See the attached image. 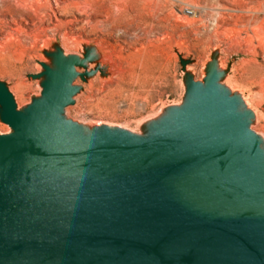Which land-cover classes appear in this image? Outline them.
Listing matches in <instances>:
<instances>
[{
	"label": "water",
	"instance_id": "1",
	"mask_svg": "<svg viewBox=\"0 0 264 264\" xmlns=\"http://www.w3.org/2000/svg\"><path fill=\"white\" fill-rule=\"evenodd\" d=\"M64 62L27 111L0 85V264H264V152L216 78L172 129L91 137Z\"/></svg>",
	"mask_w": 264,
	"mask_h": 264
},
{
	"label": "rangeland",
	"instance_id": "2",
	"mask_svg": "<svg viewBox=\"0 0 264 264\" xmlns=\"http://www.w3.org/2000/svg\"><path fill=\"white\" fill-rule=\"evenodd\" d=\"M147 2H140V5L145 6L146 17L140 27L132 28V31L117 29L112 36L86 35L73 27L75 33L68 38L64 33L70 28L42 35L43 39L37 41L33 37L20 35L21 46L16 44L8 54L0 56V85L12 95L16 109L27 111L35 102L44 99L45 84L50 81L46 67L60 71L56 63L59 53L67 60L64 63L70 62L73 55L83 58L85 55L79 44L81 41L100 45L98 40L105 37L110 43L100 45L103 51L98 57L100 64H105L110 70L112 80H102L100 68L88 67L87 61L82 67L84 73L77 69L78 76L71 85L78 89L74 103L66 107L62 114L84 136L94 137L110 131L113 134L126 133L135 138L149 139L158 129H172L175 126L174 118L189 106L194 93L202 90L210 77L216 78L221 97H225L229 91L233 93V88L239 89L235 92L242 90L243 101H240V105L244 103L246 108L242 111L247 110L248 101L251 103L250 97L256 91L252 85L251 70L256 66L255 63L264 69V45L260 38L247 40L244 32L231 34L229 28H234L235 24L241 30L242 19L236 15L224 17L221 4L226 3L229 8L240 10L239 13L245 16V11L252 9L257 0ZM187 8L195 14L186 15ZM150 27H153V33L147 36L146 31ZM72 37L77 38V42H73ZM132 41L138 44L130 47L128 44ZM45 42L49 43L48 48ZM135 48L142 49L143 62L148 69L153 70L154 77L139 95L107 94L108 87L115 85L127 72L126 56L134 52L132 49ZM256 104L257 101L253 106L257 107V118H260L259 112H262L263 107ZM3 114V105L0 103V135L13 131L4 121ZM255 124L256 129L250 130L256 134L264 125V118Z\"/></svg>",
	"mask_w": 264,
	"mask_h": 264
},
{
	"label": "bare ground",
	"instance_id": "3",
	"mask_svg": "<svg viewBox=\"0 0 264 264\" xmlns=\"http://www.w3.org/2000/svg\"><path fill=\"white\" fill-rule=\"evenodd\" d=\"M141 1L148 3L147 1L150 0H0V56L8 54L16 44L21 46L20 43L22 42H20V35L33 37L37 41L43 39L42 35H48L50 32L55 33L70 28V31L68 30L64 33V36L68 38L75 33L73 27H76L77 31L82 30L86 35L101 34L103 36H112L113 32L117 29H123L127 32L130 29L132 31V28L138 29L140 23L144 21L146 17L145 6L140 5ZM221 10L224 17L225 15L230 17L236 15V17H241L242 19L241 30L238 29V24H235L234 28H229L231 34L234 32H244L247 40L252 41L260 38L261 43L264 45V0H257L255 6L250 10L245 8V10H247L245 11V16L239 13L241 12L240 10L237 11L229 8L226 3L221 4ZM193 14H195V12H193ZM237 23L240 22L238 21ZM146 32L147 36H150L153 33V27H150L149 31ZM72 39L73 42H77V38L72 37ZM146 40L151 42L149 38ZM98 41L100 45L110 43L105 37L100 38ZM79 44L85 56L79 58L77 55H73L71 59H69V61H79V65L76 66L77 76V69L79 72L84 73L82 67H84L85 63L88 61V67L100 68L99 75L102 80L111 81L112 75L110 70L106 68L105 64H100L99 62L98 56L100 52L103 51L100 48L101 46L94 45L88 41H81ZM136 44H138V42L129 43L128 45L132 47ZM45 46L48 48L49 43L45 42ZM132 50H134V52H130L126 56V60L128 61L127 72L124 73L120 79L118 78L119 80L115 85L108 87L107 94L139 95L144 86L154 77L153 70L151 71L148 69L144 64L145 62H143V57L141 56L142 49L135 48ZM255 55L258 56L257 51H255ZM59 59L67 61L62 53L57 55L56 63ZM255 65L256 66L252 67L251 70V78L252 85L256 88V91L253 96L250 97L251 103L247 100V110L242 111L243 108H246L244 103L241 102L240 105V101H243L242 90L235 92L239 89L233 88V90L231 89L233 93H231V91L227 92V94L225 93L226 96L230 97L236 103L237 110L242 114L244 122L249 129H256L255 127H257V124H255V122L260 118H264V69L257 66L258 63H255ZM58 70L60 69L58 68ZM59 72L62 71L60 70ZM205 87L206 84L203 89ZM256 101L258 102L256 105L263 107L262 112H259L261 115L260 118H257V107L253 106ZM12 132L10 131L9 134ZM255 135L259 138L261 148L264 152V125L258 129V133Z\"/></svg>",
	"mask_w": 264,
	"mask_h": 264
},
{
	"label": "built area",
	"instance_id": "4",
	"mask_svg": "<svg viewBox=\"0 0 264 264\" xmlns=\"http://www.w3.org/2000/svg\"><path fill=\"white\" fill-rule=\"evenodd\" d=\"M185 14L186 15H192L193 14V11L189 8L185 9Z\"/></svg>",
	"mask_w": 264,
	"mask_h": 264
}]
</instances>
